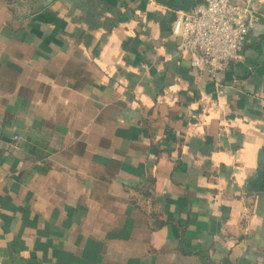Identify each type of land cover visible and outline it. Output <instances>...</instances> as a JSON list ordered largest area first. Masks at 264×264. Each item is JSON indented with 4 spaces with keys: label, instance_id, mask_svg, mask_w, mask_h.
<instances>
[{
    "label": "crops",
    "instance_id": "0c3cea01",
    "mask_svg": "<svg viewBox=\"0 0 264 264\" xmlns=\"http://www.w3.org/2000/svg\"><path fill=\"white\" fill-rule=\"evenodd\" d=\"M160 0H0V264H264V0L213 77Z\"/></svg>",
    "mask_w": 264,
    "mask_h": 264
},
{
    "label": "built area",
    "instance_id": "2783aa9c",
    "mask_svg": "<svg viewBox=\"0 0 264 264\" xmlns=\"http://www.w3.org/2000/svg\"><path fill=\"white\" fill-rule=\"evenodd\" d=\"M263 0H202L192 12L180 11L172 33L180 53L196 70L213 77L243 58L249 37L261 21Z\"/></svg>",
    "mask_w": 264,
    "mask_h": 264
},
{
    "label": "water",
    "instance_id": "95a60500",
    "mask_svg": "<svg viewBox=\"0 0 264 264\" xmlns=\"http://www.w3.org/2000/svg\"><path fill=\"white\" fill-rule=\"evenodd\" d=\"M168 7H171L177 11L192 12L193 7L202 2V0H160ZM264 61V56L261 57Z\"/></svg>",
    "mask_w": 264,
    "mask_h": 264
}]
</instances>
